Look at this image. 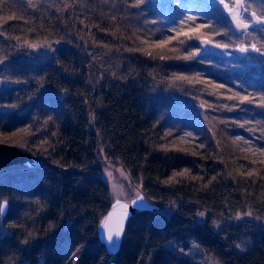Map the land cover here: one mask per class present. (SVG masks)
Returning <instances> with one entry per match:
<instances>
[{
  "label": "trees",
  "instance_id": "16d2710c",
  "mask_svg": "<svg viewBox=\"0 0 264 264\" xmlns=\"http://www.w3.org/2000/svg\"><path fill=\"white\" fill-rule=\"evenodd\" d=\"M241 2L247 29L219 0L0 3V136L35 160L0 169V264H264V3ZM190 15L208 50L154 47ZM109 162L159 204L130 217L116 254L98 235Z\"/></svg>",
  "mask_w": 264,
  "mask_h": 264
},
{
  "label": "water",
  "instance_id": "95a60500",
  "mask_svg": "<svg viewBox=\"0 0 264 264\" xmlns=\"http://www.w3.org/2000/svg\"><path fill=\"white\" fill-rule=\"evenodd\" d=\"M11 165H25L34 166L35 160L31 153L20 148L17 145L6 142L5 144H0V169L9 167ZM137 197H141L142 200L133 204ZM143 203L145 207H140L139 205ZM127 205L126 208L123 206ZM159 208V204L151 201L144 192H139L137 195L130 199L116 198L111 203V206L107 213L103 216L98 224V235L101 242L105 245L108 253L116 254L119 252L122 241L124 238L127 223L134 214L144 211V210H156ZM8 210V204L5 209L4 214ZM119 228L121 235L117 238L116 247L113 248L107 242V234L109 230L115 231Z\"/></svg>",
  "mask_w": 264,
  "mask_h": 264
},
{
  "label": "snow or ice",
  "instance_id": "6c2138e0",
  "mask_svg": "<svg viewBox=\"0 0 264 264\" xmlns=\"http://www.w3.org/2000/svg\"><path fill=\"white\" fill-rule=\"evenodd\" d=\"M2 2H3V0H0V3H2ZM138 2H142V0H138ZM219 3L221 5H223V7L225 9H227L229 13H233L234 9H240L241 8V5L239 4L238 0H234L232 6H230L228 3H225V0H219ZM261 3H264V0H261ZM244 8H245V10H247V6L246 5L244 6ZM251 17L254 18L253 23H260L261 25H264V20L261 19L262 17H264V11H262L259 16L256 14V12H251ZM11 18L12 17H8V19H11ZM234 19L236 21V27L237 28L247 29L249 27L248 23H245L242 19L239 18V13L238 12L234 15ZM196 20H197L196 16H191L190 15V16L185 17L184 19H182L180 21V23H181V25L189 26V30L188 31H184L182 28L181 29H177L176 30V34L174 36H170V37H168V39L160 41L158 44L154 45V47L162 48L165 45H167L168 43H170L171 41L178 40L181 36L185 37L186 39H194V38L195 39H200L203 43H206V44L213 43V40L210 37H205V36H203L201 34V29L203 27H207V25H197L195 27H191V23L190 22H195ZM216 34L219 35V33H216ZM180 42L184 43L183 40H181ZM25 43H27V42H25ZM145 43H146V41H145ZM29 46L32 47V48L37 47L36 44H30ZM216 47L228 48V45L227 44H216ZM251 47H252L253 50H255L257 52L260 51V48H258L255 44H253ZM239 51L246 52V51H248V48L240 47ZM147 54L148 55H152L151 52H148ZM163 58L164 57H161V59H163ZM187 58L188 57H185V59H187ZM2 63H3V60L0 59V64H2ZM176 79L188 80L189 82H197V83H200V82L209 83V82L200 81L199 79L192 80V79H190L189 77H186V76H178V77H176ZM212 87H214V88H223L224 85H212ZM228 99H240L241 102H244V101H250L251 100V96L248 95V96L241 97V96H239V93H236L233 96H229ZM260 106L264 107V101H261ZM18 132L19 133L28 134L29 133V129L28 128L19 129ZM16 134L17 133H13V135H16ZM168 135H171V133H168ZM186 135L190 136L191 134L188 133ZM5 143H6V141H0V144H5ZM13 143H15V142H13ZM162 147H164V146H162ZM259 151L261 152L262 155H264V149H260ZM262 163H264V161H262ZM185 171H187V170H185ZM253 174L254 173L249 172L247 175L248 176H252ZM176 175H184V173H179V174H176ZM173 181H174V177H169V180L166 181V182H173ZM141 200H142L141 197H137L136 201H133V204H136L138 201H141ZM139 206L140 207H145L146 205L141 203ZM6 207H7V201L0 202V215L4 214ZM123 207L126 208L127 205H124ZM200 215L203 216L204 213H200ZM248 215H251V214L248 213ZM237 218H239V217H237ZM120 235H121V232H120L119 228H117L115 231H113L111 229L109 230V232L107 234V242L110 244L111 247H113V248L116 247L117 238Z\"/></svg>",
  "mask_w": 264,
  "mask_h": 264
},
{
  "label": "rangeland",
  "instance_id": "374dc122",
  "mask_svg": "<svg viewBox=\"0 0 264 264\" xmlns=\"http://www.w3.org/2000/svg\"><path fill=\"white\" fill-rule=\"evenodd\" d=\"M241 4V0L238 1ZM238 10L234 9L232 16L234 13H237ZM239 18L243 20V17L239 15ZM234 19V16H233ZM235 20V19H234ZM244 21V20H243ZM236 22V21H235ZM245 22V21H244ZM37 47L33 48V50L38 54L40 58H47L51 55L52 46L50 44L39 43L36 44ZM207 50L209 49L208 44H206ZM6 139V135L0 136V141ZM103 175L111 186V190L113 196L116 198H124L130 199L141 192L139 185L135 184L130 174L126 171V169L120 165H114L106 163L105 167H103Z\"/></svg>",
  "mask_w": 264,
  "mask_h": 264
}]
</instances>
